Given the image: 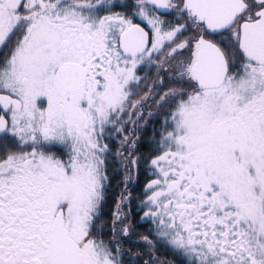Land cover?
Wrapping results in <instances>:
<instances>
[{
	"label": "snow or ice",
	"instance_id": "6c2138e0",
	"mask_svg": "<svg viewBox=\"0 0 264 264\" xmlns=\"http://www.w3.org/2000/svg\"><path fill=\"white\" fill-rule=\"evenodd\" d=\"M0 264H264V0H0Z\"/></svg>",
	"mask_w": 264,
	"mask_h": 264
}]
</instances>
